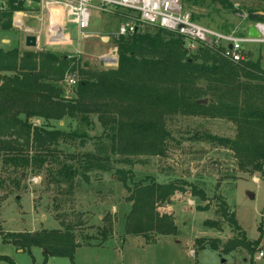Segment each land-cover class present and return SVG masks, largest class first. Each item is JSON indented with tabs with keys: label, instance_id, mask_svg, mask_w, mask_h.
Masks as SVG:
<instances>
[{
	"label": "rangeland",
	"instance_id": "obj_1",
	"mask_svg": "<svg viewBox=\"0 0 264 264\" xmlns=\"http://www.w3.org/2000/svg\"><path fill=\"white\" fill-rule=\"evenodd\" d=\"M1 1L8 11L10 0ZM230 3L232 8L229 10L209 0H184L183 6L193 13L198 24L226 33L245 29L251 24L249 15L264 16V2L233 0ZM21 5L23 10L13 13L11 25L5 31L0 29V49L4 52L15 49L19 55L23 52L42 56L52 54L58 61H70L69 68H58V64L38 67L36 74L44 83L57 89L62 105L84 107L80 108L83 112L74 111L76 117H71L69 112L70 115L56 120L51 119L53 111H56L53 102L32 99L28 103L37 105L41 114L31 112L18 116L30 128L6 126L0 136V140L7 141L8 147L22 148L29 156L35 153L31 136L34 128L76 136L59 141L53 148L58 162L46 163L40 170L15 169L0 163V257L7 258L12 264H264V258L256 260L257 253L264 252V167L262 172H254L250 168L240 171L231 151L196 141V137L205 134L233 139L235 125L227 120L170 113L133 100L80 99L78 84L86 81L91 84L93 78H90V72L117 69L119 56L115 33L122 22L119 13L99 14L92 10L86 38L78 39V33L71 31L70 44L49 47L45 45L46 27L40 23L37 9L23 2ZM143 32L154 36L159 31L144 28ZM27 36L39 37L35 48L25 46ZM246 48V60L257 63L264 71V45H247ZM105 59H113L114 62H104ZM5 75L12 77L14 73L7 72ZM67 78L76 80V85L69 86ZM239 80L258 88V92L255 89L248 92L257 98L254 105L264 107V80ZM151 88L156 93L185 96L198 102L206 101L205 104L221 101L229 105L237 103L241 107L248 102L244 94H236L226 86L208 84L204 80L193 86L167 84ZM86 92L95 93L93 90ZM19 102L21 100L17 98V104ZM102 103L109 104L107 121L112 125L117 122L125 126L132 122H149L157 128L165 126L170 139L164 155L156 154L161 140L136 135L129 136L128 140L138 146L139 152L131 154L119 145L118 150L115 146L114 153H111L101 121L92 112L95 107L90 106ZM250 103L253 104V101ZM170 114L175 115L166 116ZM3 147L0 145V150ZM46 150L47 146H42L36 152ZM87 155L101 158L109 170L88 169L86 166L90 159L85 158ZM1 158L2 154L0 161ZM61 164L75 170L74 187L69 194L68 183L58 174ZM128 175L132 179L126 184L131 188L138 183L185 186V192L176 193L169 206L156 210L159 215L173 218L177 230L175 235L151 233L142 237L124 234L125 220L132 206V202L127 200L129 193L123 186V178ZM190 186L202 191L205 199L192 196ZM249 193L252 199L248 197ZM222 204L234 214L240 231L238 235L221 216ZM76 214L81 225L72 233L78 246L71 258L45 257L43 250L35 247L28 254L2 242L9 233L62 232L55 216L58 215L65 224H74ZM239 238L249 243L250 249L238 247L224 253V245ZM254 249L257 250L254 252ZM0 264L7 263L0 261Z\"/></svg>",
	"mask_w": 264,
	"mask_h": 264
},
{
	"label": "trees",
	"instance_id": "obj_2",
	"mask_svg": "<svg viewBox=\"0 0 264 264\" xmlns=\"http://www.w3.org/2000/svg\"><path fill=\"white\" fill-rule=\"evenodd\" d=\"M209 1L226 10L232 8L230 2L233 0ZM242 1L264 2V0ZM21 10H23L21 2L10 0L8 11L0 15V29L5 31L11 25L13 13ZM257 21L264 22V20ZM157 31L159 32L154 36L139 32L129 38H119L117 40V53L119 56L117 69L90 72V78H93V82L90 84L86 81L78 84L80 99L92 97V99L96 98L101 101L114 100V98L119 101L133 100L170 113L227 120L235 125L236 135L233 139L205 134L196 137V141L208 142L212 146L231 151L240 171L245 172L250 168L254 172H262L264 167V107L254 105L257 98L254 94L248 92L250 89L257 91L258 88L251 86L249 83L241 82L239 79L260 82L264 80V71L260 69L257 63L250 60L238 64L230 63L221 58L217 52L200 50L196 54H188L184 50L180 38L161 30ZM166 37L169 39H164ZM70 63L66 59L58 61L52 54L42 56V54L23 52L19 55L15 49L5 52L0 49V101H2L0 104V136L4 134L6 126H15L20 129L30 128L25 121L18 119V116H26L32 114L31 112L41 114L37 105L28 103L32 99H48L55 104L56 111H53L51 119L60 120L62 117L70 115L69 112L71 117H76L77 113L83 112L80 108L84 106L72 105L73 107H67L62 105L57 89L44 83L42 78L36 74L38 67H53L58 64V68H69ZM23 71H26V73H22ZM7 72H13L14 75L8 77L5 75ZM60 74L62 76V72ZM201 80L208 82V84L214 83L226 86L236 94L242 93L247 97L248 102L246 101L241 107L237 103L229 105L221 101L203 104L185 96L156 93L151 88V86L167 84L193 86ZM86 90H93L95 93H89ZM93 94L96 95L93 97ZM17 98L22 103L17 104ZM13 99L16 101L14 102ZM252 101L253 104L250 103ZM28 105L31 107L29 108ZM90 106L95 107L92 112L96 113L101 121L105 130L104 137L111 146V153H114L115 146L118 150L119 145H123L127 149L126 152L131 154L139 152L138 146L128 140L129 136L136 135L141 138L156 137V139L161 140L156 154L159 156L164 155L166 144L170 139V134L165 126L157 128L149 122H132L128 126L117 122L112 125L111 122L107 121L110 116L109 104L102 103L99 106L90 104ZM85 114H90V112H85ZM175 114L166 116H174ZM31 136L33 137L32 144L35 151L33 156L25 154L22 148L8 147L7 141L0 140L2 141L0 145H4L0 150V154H2L0 163L3 166H11L15 169L40 170L46 163L58 162L53 148L58 145L59 141L76 137L71 133L55 130L46 131L37 128L32 130ZM129 142L130 144H128ZM42 146H47L48 150L37 153L36 151ZM119 150L125 151V149ZM85 158L90 159L86 166L88 169L104 172L109 170L105 167L106 163L102 160L103 163L101 158L96 159L88 155ZM119 173L123 174L121 171ZM58 174L64 182L68 183L69 194L74 187L75 170L61 164ZM123 179H125V182H123L124 189L129 193L127 200L132 202L131 210L125 220L124 234L142 237H146L151 233L158 236L175 235L177 230L173 218L167 215H159L156 210L159 207L169 206L171 198L176 193L185 192V186L175 183L163 185L138 183L131 188L126 182L132 179V176L128 175L127 178ZM190 190L192 196L198 197L200 200L205 199L203 192L198 191L194 186H190ZM221 216L231 224L238 235L240 231L234 214L229 213L228 207L224 204H222ZM76 219L74 224H65L56 215L55 221L63 229L62 232L42 230L35 233H9L4 236L2 242L28 254H31L30 249L35 247L43 250L42 255L45 257L71 258L73 251L78 246L72 233L75 228L81 225L77 214ZM249 246V243L239 238L227 242L222 250H225L224 253L227 254L234 248L250 249ZM256 250L254 249V252ZM0 261L12 264L7 258L0 257Z\"/></svg>",
	"mask_w": 264,
	"mask_h": 264
},
{
	"label": "built area",
	"instance_id": "obj_3",
	"mask_svg": "<svg viewBox=\"0 0 264 264\" xmlns=\"http://www.w3.org/2000/svg\"><path fill=\"white\" fill-rule=\"evenodd\" d=\"M35 7L41 24L45 25V45L49 47L70 44L69 32L76 31L79 38L87 37L92 10L99 14L119 13L122 22L115 33L117 39L129 38L145 29L161 30L180 38L188 54L200 50L217 52L226 61L238 64L246 61L247 45H264V22L251 21L243 31L222 32L197 23L193 13L183 6L184 0H19ZM6 4L0 0V12ZM16 15V13H15ZM253 27L257 37H249ZM141 28L143 29L141 31ZM29 31V30H28ZM36 38V46L39 37ZM104 62L113 63V59ZM69 86L76 80L67 78ZM264 258V252L256 260Z\"/></svg>",
	"mask_w": 264,
	"mask_h": 264
},
{
	"label": "water",
	"instance_id": "obj_4",
	"mask_svg": "<svg viewBox=\"0 0 264 264\" xmlns=\"http://www.w3.org/2000/svg\"><path fill=\"white\" fill-rule=\"evenodd\" d=\"M248 20L249 21L264 20V16L263 15H259V14H252V15H249ZM243 30H244V28H238L236 30V32H241ZM248 36L249 37H257L258 36L257 32L254 30L253 27H250L248 29ZM104 41H105V39H104ZM25 46L27 48H35L36 47V38L34 36H27V37H25ZM198 103L205 104L206 101H203V102L199 101ZM248 197L250 199L253 198V196L250 193L248 194ZM262 243L264 244V240H263ZM222 263H224V262L222 261Z\"/></svg>",
	"mask_w": 264,
	"mask_h": 264
},
{
	"label": "crops",
	"instance_id": "obj_5",
	"mask_svg": "<svg viewBox=\"0 0 264 264\" xmlns=\"http://www.w3.org/2000/svg\"><path fill=\"white\" fill-rule=\"evenodd\" d=\"M1 42H4L3 40H1Z\"/></svg>",
	"mask_w": 264,
	"mask_h": 264
},
{
	"label": "bare ground",
	"instance_id": "obj_6",
	"mask_svg": "<svg viewBox=\"0 0 264 264\" xmlns=\"http://www.w3.org/2000/svg\"><path fill=\"white\" fill-rule=\"evenodd\" d=\"M16 22H17V20H16Z\"/></svg>",
	"mask_w": 264,
	"mask_h": 264
}]
</instances>
